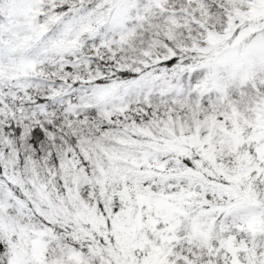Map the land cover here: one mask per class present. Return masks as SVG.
I'll return each instance as SVG.
<instances>
[{
	"label": "snow or ice",
	"instance_id": "obj_1",
	"mask_svg": "<svg viewBox=\"0 0 264 264\" xmlns=\"http://www.w3.org/2000/svg\"><path fill=\"white\" fill-rule=\"evenodd\" d=\"M0 264H264V0H0Z\"/></svg>",
	"mask_w": 264,
	"mask_h": 264
}]
</instances>
